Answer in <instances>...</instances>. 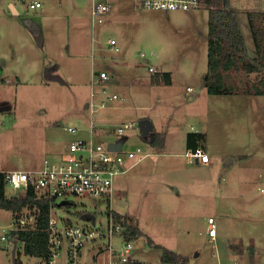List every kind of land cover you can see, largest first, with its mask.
<instances>
[{
    "label": "rangeland",
    "instance_id": "1",
    "mask_svg": "<svg viewBox=\"0 0 264 264\" xmlns=\"http://www.w3.org/2000/svg\"><path fill=\"white\" fill-rule=\"evenodd\" d=\"M15 1L20 4L19 0ZM32 1L26 0L28 5ZM71 1H76L72 3L77 5L75 12L81 17L79 20L74 18V26L67 20L72 13L70 17L64 16V20L61 18L68 8L66 5L59 12L50 10V2L43 0L45 9L42 12L44 17L48 16L43 27L41 20L35 19L42 8L28 10L26 20L39 28L43 47L38 44L34 32L29 33L28 22L26 27L21 20L23 16L14 15L8 7L5 9L1 19L4 42L0 46L9 58L12 57L7 60V65L14 71L29 66L27 44H22L24 51L20 47L28 33L31 44L40 49L42 67L38 74L17 79L15 72H11L0 81V172L38 169L45 158L60 155L73 138L67 131L69 126L79 128L80 136L86 137V129L92 121L96 124L139 122L149 114L155 128L147 137L155 139L152 135L155 131L161 135L156 137V142H147L148 138L136 129L131 132L133 135L127 138L126 145L140 146L148 155L116 178L111 205L115 212L138 224L145 233L132 240L133 257L162 264V249L151 245L149 239H152L166 249L187 256L189 264L228 263L236 253L246 254L249 259V247L254 243L257 263L264 262V192L259 188H264V97L253 95L250 99L258 109L253 124L255 132L252 129L249 132L246 126L245 133L230 134L233 127L228 122L213 128L211 155H215L221 146L222 136L217 131L223 130L228 132L224 136L228 140L224 141L225 147L249 144L253 156L243 163L236 161L230 165L223 160L211 183L205 179L207 170L201 165L188 163L185 156L175 158L169 154L187 153V135L194 129L203 130L207 109L217 120L246 118L242 112L234 114L232 97L212 96L204 87L208 4L201 2L199 8L191 11L166 12L135 10L130 2H123L106 17L105 23L93 27L91 2L67 0L66 3ZM231 8L238 14L254 55L247 15L264 11V0H231ZM55 24H62L63 28H54ZM109 39L117 41L118 53L109 49ZM16 53H23L24 59ZM52 64H58L54 74H59L63 81L44 78L46 68ZM151 67L154 71H150ZM163 69L171 72L173 82L162 81L163 84L152 86L156 74L162 73ZM92 70L106 71L112 78L105 84L93 86ZM228 74L227 82L240 93L262 75L243 70H232ZM188 87L193 91L189 92ZM103 88H107V94H118L119 99L106 100L107 108L95 107L92 112V91ZM102 97H96V102L101 103ZM155 98L158 100L152 104ZM212 103L225 110L224 117L217 115ZM235 129L242 132L243 124H237ZM222 167L228 168L229 174H221ZM233 170L244 171L239 174L241 179L230 180ZM178 173L180 176L177 177L181 178L175 177ZM13 193L20 192L8 186L6 194ZM74 203L75 206L57 214L80 225L87 224L79 217L80 213H93L97 223L106 220L109 206L105 200L82 197ZM209 216L216 220L217 241L207 234ZM188 217H191V225L187 222ZM17 220L11 211L0 209V264H14L13 247L8 241L2 242L1 237H13L10 231L20 227ZM21 245L17 248V261H21L20 256L24 254ZM95 250L92 244L85 247L83 264H116L108 250H103L93 260ZM22 261L23 264H44L40 259L29 257H23Z\"/></svg>",
    "mask_w": 264,
    "mask_h": 264
},
{
    "label": "built area",
    "instance_id": "2",
    "mask_svg": "<svg viewBox=\"0 0 264 264\" xmlns=\"http://www.w3.org/2000/svg\"><path fill=\"white\" fill-rule=\"evenodd\" d=\"M91 2V20L93 26L103 24L106 17L115 9H119L120 3L130 2L135 10L156 11H191L200 7V0H89ZM39 0H34L31 8L41 7ZM109 49L115 53L120 51L115 39L108 40ZM150 71H154L151 67ZM112 75L106 71H94L92 73L93 86L105 84L111 80ZM192 92V89H188ZM107 88L93 89L92 112L95 107L105 109L106 100L116 101L118 94H107ZM107 95V96H106ZM103 96L102 102L96 99ZM106 96V97H105ZM97 97V98H96ZM105 124L90 123L86 131V137L80 136V129L75 126L67 127L68 133L73 137L60 155L47 157L42 161L38 169L13 170L4 172L6 186L26 194L33 189L36 196L45 199L50 204V218L48 228L49 258L45 264H83V251L92 244L96 247L92 256L96 260L103 250H108L116 264H157L155 262H140L136 260L132 251V240L126 238L127 226L124 220H119L116 212L111 208L115 195V180L140 162L147 153L140 146H127V138L131 137L134 129L139 134V122L134 120L113 122ZM121 144L120 150L110 149L112 144ZM189 163L209 164L210 156L202 148L189 150L186 153ZM264 192V190H262ZM14 195V194H13ZM82 197H94L105 200L108 203L106 220L97 223L95 220H86L87 224H74L67 218L57 214L65 209L75 206L74 200ZM82 214V213H81ZM90 215L83 214L82 216ZM31 222H36L35 216H24L18 219L20 230L29 229ZM208 235L215 241L217 237V225L214 218L208 219ZM7 241V236L1 237ZM107 254V253H105ZM104 254V255H105ZM247 260L248 262H246ZM17 264H23L17 262ZM220 264H264L254 263L250 259L236 254L228 263Z\"/></svg>",
    "mask_w": 264,
    "mask_h": 264
},
{
    "label": "trees",
    "instance_id": "3",
    "mask_svg": "<svg viewBox=\"0 0 264 264\" xmlns=\"http://www.w3.org/2000/svg\"><path fill=\"white\" fill-rule=\"evenodd\" d=\"M201 2L208 4L209 7L207 72L203 81L208 94L231 95L238 93L236 87L227 82V77L232 70H243L248 74L257 73L262 75L242 93L264 96V13L250 12L247 15L256 52V56L252 57L242 33L238 14L231 8V0H200V4ZM30 29L34 32L40 47H43V37L39 28L30 23ZM55 69H58V64H52V66L46 68L44 78L47 81H63L59 75L54 74ZM156 80L171 84V73H157ZM152 135L155 136V139L152 141L146 137V139L148 138L147 142H156L158 134L154 133ZM204 142L205 134L203 133H189L187 135L189 150L202 148ZM6 187L5 173L2 171L0 172V209L11 211L15 216H21L26 209L34 211L35 225L29 229L16 230L13 235H17L19 240L24 243V255L40 259L45 264L49 258V202L38 198L33 189H30L24 195L8 197ZM115 214L119 220H124L127 226L126 238L128 240H134L143 234L138 226L130 223L129 219L123 218L118 212ZM80 215H83V213H80ZM149 243H152L151 239H149ZM155 247L162 249V264H189L187 256L160 245H155ZM249 250L251 253L250 260L254 263L252 258L254 257L255 247L250 246ZM243 255L241 256L244 257Z\"/></svg>",
    "mask_w": 264,
    "mask_h": 264
},
{
    "label": "crops",
    "instance_id": "4",
    "mask_svg": "<svg viewBox=\"0 0 264 264\" xmlns=\"http://www.w3.org/2000/svg\"><path fill=\"white\" fill-rule=\"evenodd\" d=\"M19 1H20V4H17L15 0H0V45H1V43L4 42V39H2V37H1V34L3 32L1 19H2L3 15L5 14V9L7 7L10 8L11 12L14 15H16V16H23V18L21 20H22V22L26 23V27H27V22H28V26L29 27H30V23H32V22H30V20H26V19L29 18V15H26V14H27V12H28L29 9H37V8H31L30 7V4L34 0L29 5L26 2V0H19ZM39 1L42 4L41 7H39V8H42V10H41V13H40V15L38 17L35 16V19L36 20H41V23H42V26L41 27H43L46 24V20L45 19L48 18V16L47 17H44L45 14L42 11L45 9V5L43 3V0H39ZM47 1L50 2V5H51L50 10L53 9V10H56V11H59L60 12L62 10V7L64 8L65 5L68 7L67 9H65V13L61 17L64 20L65 19L64 16L68 15L70 17V14L72 13L71 18H68L67 19L68 20V24H71V25L74 26V18H77V20L81 19V17L80 16H77L76 15V12H75L77 5L72 3V2H76V1H71L69 4L66 3L67 0H47ZM258 12L259 13H264V11H258ZM37 24L39 25L38 22H37ZM92 26H93V24H92ZM240 26H241V24H240ZM54 28H63V25L62 24H55L54 25ZM241 29H242L243 36H244V38L246 40L247 47H248V50H249L250 55L252 57L256 56V52H255L254 55L251 52V45L249 44V41H248V39H247V37L245 35V32L243 31L242 26H241ZM30 31L32 33V30L29 29V33H30ZM251 36H252V34H251ZM44 37H46V33H45V36ZM25 43L27 44V47H25V49H27L28 57H29V59H30L31 62L29 64V66H24L22 69H19L20 71H14L13 70V67L11 65H7V60H11L12 57L9 58L8 54L5 52V50L3 49V47L0 46V74H1L0 81H3V79H4L3 77H5V76L8 77L9 76V73H11V72H15L14 74H16L17 79L19 77L21 78V76H24V75L38 74V73H40L41 67H42V64H41L42 56H41V52L39 51L40 49H36L35 48L36 45L34 43L33 44L35 46H33V44H31V37L28 36V33L26 34V37L22 40V43L20 45L21 49H22V44L25 46ZM253 47H254V43H253ZM254 49H255V47H254ZM16 54L18 55L19 53H16ZM21 55H22V57L24 59L23 53L22 54H19V56H21ZM94 71H96V70H92V72H91V79H92V73ZM162 72H169V71H164V69H163ZM171 81L173 82V79L172 78H171ZM66 84H68L67 81H66ZM160 84H163V82L161 83V81H158V80H156V82H153V83L151 82V85L152 86H159ZM189 88L192 89V87H188V89ZM194 95L197 96L198 93L197 92H194ZM238 95H242V96H238ZM212 96H226V95H212ZM227 96L232 97V99H233V100L232 99H230V100L233 101L232 103L234 105V107H233L234 114H237L238 111H239V112H242L243 113L242 116L245 115L246 118L245 119H241L240 118L239 120H238V118H235L233 120L226 119L225 121H223V120H217V119H215L214 116L211 115V112L212 111L210 109L209 110L207 109L206 114H205V119H206L207 122H206L205 127L203 128L204 131L203 130H199V129H194V132H192V133H203V134H205V142H204V145L201 146V147H202V149L206 153L209 154V156H210V162H209V164H202V163H190V164L201 165V167L203 168V170H207L205 179L207 181H209L210 183L213 180H215V176H216L217 170L220 169V166L222 165L223 160H227L226 163L228 165H230V164H235L236 161H241V163H243L248 158H251L253 156V154L250 153L251 151L249 150V144H246L245 146H243V145L236 146L235 148L233 146H228L229 148L225 147L224 141H228V140H226V138L224 136L225 135H228V132L223 131V130H220V133H218V131H217V134L223 137V138L221 137V139H220L221 140V146H222L223 149H221V146H219L218 147L219 149H218V151H216V154L215 155H211L209 153V150L211 148L212 149L214 148V142H213L214 131H213V128L214 127H220V123H222V122H228V123L232 124L233 130L229 129V131L231 130L230 131V134H233V133H236V134L245 133L246 132V129H245L246 126H248L249 132L251 131V129L255 132V128H254L253 124L256 123L255 118H257V116H258V109L255 106H253L251 104V102H250V99H251V97L253 95H249V94H245V93H242V92L241 93L238 92L236 94H231V95H227ZM156 100H158V99L155 98L152 101V104H154V102ZM226 100L227 99H225V101ZM213 102L215 103V101H213ZM212 107L215 108V110H217V115L224 117L225 110H220V108H218V107L216 108V105L215 104H213ZM144 118H146L147 120H149L153 124V130H154V128H155V122L152 119L153 117L151 115L147 114V115H144ZM251 118H253V119L251 120ZM240 123L243 124V130H242V132L235 129L236 128V125L237 124L239 125ZM234 125H235V128H234ZM154 133H156L158 135H161V132L155 131ZM186 149H187V151H189V149L187 147V141H186ZM169 154L171 155V157H175V158L183 157V156L186 157V154L179 153V152H171ZM186 159H187V157H186ZM236 159H238V160H236ZM187 162H188V160H187ZM134 166H132L130 169H132ZM175 172H177V170ZM235 172H236V170H233V171L230 172V180H232V181L235 178L237 180L241 179V176H239V174L242 175L244 173V171H238V170H237L236 174H235ZM220 173L221 174L222 173L223 174H225V173H228L229 174L228 168L222 167ZM177 176H180V174L178 173L175 177H177ZM177 178H181V177H177ZM259 188H262L264 190L263 187H259ZM13 194H9V195L7 194V196L8 197H14V196L23 195V194H15V193H13ZM120 203L123 204L122 201H120ZM25 212L27 213L26 216H35L34 215V211H32L30 209H26ZM20 217H24V215L22 214L21 216H16V220L19 219ZM189 218H191V217H188L187 219L189 220ZM209 218H213V217L212 216H209ZM187 222L190 225L192 224V221L191 220H189ZM130 223L133 224V225H135V226H138L139 229L141 230V232L143 234H145L144 231L140 228V226L138 224H135L134 222H132V220H130ZM30 224L32 225V227L35 225L34 222H31ZM17 225H18V220H17ZM15 226H16V222H15ZM207 226H208V224H207ZM16 230H20V228H17L16 227L12 231H10V232H14ZM207 234H208V227H207ZM218 236L219 235H218V231H217V237H216V240L215 241H217ZM17 237H18L17 235H13V237L11 239H9L7 237L8 245H10V247H13L14 248V243H15V240H16ZM250 238H253V237H250ZM2 242H6V241H2ZM20 244H22L21 246L23 247L24 243L21 242L18 239L17 248H18V246ZM150 244L153 245V246L160 245V244H157L154 240H152V243H150ZM160 246H162V245H160ZM254 247H255V243H254ZM12 251H13V249H12ZM255 252H256V249H255L254 253ZM17 253L19 255V252H17V250H16V256H17ZM176 253H178V252H176ZM178 254H181V253H178ZM181 255H183V254H181ZM243 256H244V258H246V254H244ZM20 257H21V261H19V262H22V263H24V261H22L23 260V257H29V258H32L33 259V257L26 256L24 254L22 256H20ZM135 259L138 260L137 258H135ZM249 259H251L250 256H249ZM252 259L254 261H257L255 259V256ZM138 261H140V262H146V261H142V260H138Z\"/></svg>",
    "mask_w": 264,
    "mask_h": 264
},
{
    "label": "water",
    "instance_id": "5",
    "mask_svg": "<svg viewBox=\"0 0 264 264\" xmlns=\"http://www.w3.org/2000/svg\"><path fill=\"white\" fill-rule=\"evenodd\" d=\"M139 126H140V132L142 136H149L152 131H153V124L149 121V120H141L139 121ZM154 140V138H152V141ZM110 149L113 150H120L121 149V144H112L110 145ZM82 219H87V220H95V215H90V216H82ZM18 237L15 240L14 243V248L12 251V257H13V262L14 264H17V260H16V250H17V244H18Z\"/></svg>",
    "mask_w": 264,
    "mask_h": 264
},
{
    "label": "flooded vegetation",
    "instance_id": "6",
    "mask_svg": "<svg viewBox=\"0 0 264 264\" xmlns=\"http://www.w3.org/2000/svg\"><path fill=\"white\" fill-rule=\"evenodd\" d=\"M1 110V109H0Z\"/></svg>",
    "mask_w": 264,
    "mask_h": 264
}]
</instances>
